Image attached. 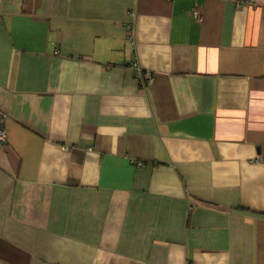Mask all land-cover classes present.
<instances>
[{"label": "crops", "instance_id": "obj_1", "mask_svg": "<svg viewBox=\"0 0 264 264\" xmlns=\"http://www.w3.org/2000/svg\"><path fill=\"white\" fill-rule=\"evenodd\" d=\"M0 129V264H264V0H0Z\"/></svg>", "mask_w": 264, "mask_h": 264}, {"label": "built area", "instance_id": "obj_2", "mask_svg": "<svg viewBox=\"0 0 264 264\" xmlns=\"http://www.w3.org/2000/svg\"><path fill=\"white\" fill-rule=\"evenodd\" d=\"M192 13L195 15V16H198V14L200 13V9L199 8H194L192 10ZM130 67L132 68V71L134 73V76L137 77L138 79H141V78H144V79H147L149 80L150 78V74L148 72H145L143 73L142 71V68L139 66V64L137 63V61H133L131 64H130ZM0 140H5V131L4 129H0Z\"/></svg>", "mask_w": 264, "mask_h": 264}]
</instances>
